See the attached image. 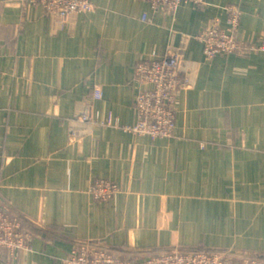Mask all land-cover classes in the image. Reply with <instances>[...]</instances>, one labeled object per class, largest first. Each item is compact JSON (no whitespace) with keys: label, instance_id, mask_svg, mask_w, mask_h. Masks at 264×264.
<instances>
[{"label":"crops","instance_id":"obj_1","mask_svg":"<svg viewBox=\"0 0 264 264\" xmlns=\"http://www.w3.org/2000/svg\"><path fill=\"white\" fill-rule=\"evenodd\" d=\"M91 2L94 11L62 25L28 0H0V204L28 235L27 248L0 251V264H61L82 244L124 258L220 250L264 260V53L209 59L194 37L215 20L224 28L234 6L237 36L259 44L264 0L172 13L140 0ZM172 48L192 73L172 136L114 139L73 118L97 89L100 115L134 123L135 65ZM99 179L120 191L95 201L88 190Z\"/></svg>","mask_w":264,"mask_h":264},{"label":"built area","instance_id":"obj_2","mask_svg":"<svg viewBox=\"0 0 264 264\" xmlns=\"http://www.w3.org/2000/svg\"><path fill=\"white\" fill-rule=\"evenodd\" d=\"M140 1L147 3L153 12L165 9L170 13L182 3H203V0ZM28 3L40 5L53 13L62 25L74 13L92 12L95 9L91 0H28ZM226 11L224 28L215 20L194 36L203 46L205 56L212 59L216 55L246 54L251 51L264 53V35L259 44L239 38L240 11L234 6H228ZM141 19L147 21V15L143 14ZM134 79L140 86L135 95L134 123H124L112 112L100 115L93 102L101 98V92L97 89L91 101L75 103L73 118L94 127L108 128L114 139H118L122 133L143 135L150 139L172 136L176 128V97L181 89L192 85L191 69L185 64L181 53L172 48L162 58L141 59L135 65ZM119 191V184L106 179L94 181L88 190L95 201H107ZM4 205L0 204V251L6 250L13 255L27 248L28 235L22 230L19 218ZM61 264H264V260L247 258L234 261L228 252L220 250L167 251L144 258H124L108 249L82 244L69 247Z\"/></svg>","mask_w":264,"mask_h":264}]
</instances>
